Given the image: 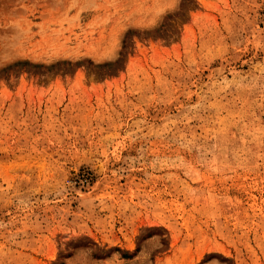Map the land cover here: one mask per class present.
Returning <instances> with one entry per match:
<instances>
[{
    "label": "rangeland",
    "instance_id": "obj_1",
    "mask_svg": "<svg viewBox=\"0 0 264 264\" xmlns=\"http://www.w3.org/2000/svg\"><path fill=\"white\" fill-rule=\"evenodd\" d=\"M0 264H264V0H0Z\"/></svg>",
    "mask_w": 264,
    "mask_h": 264
}]
</instances>
